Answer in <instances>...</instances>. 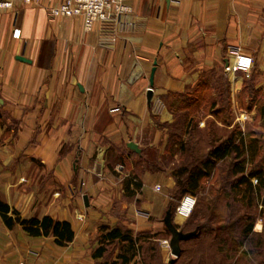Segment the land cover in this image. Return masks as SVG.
I'll use <instances>...</instances> for the list:
<instances>
[{
  "label": "crops",
  "instance_id": "0c3cea01",
  "mask_svg": "<svg viewBox=\"0 0 264 264\" xmlns=\"http://www.w3.org/2000/svg\"><path fill=\"white\" fill-rule=\"evenodd\" d=\"M61 1L0 11V199L75 232L59 246L16 226L17 264H96L91 241L103 224L165 232L170 199L157 185L175 181L150 170L147 152L166 154L174 126L197 142L210 126L264 123V0H125L115 41L98 23L85 31L81 17L51 18ZM237 47L254 58L249 73L226 70ZM130 179L141 187L126 188Z\"/></svg>",
  "mask_w": 264,
  "mask_h": 264
},
{
  "label": "rangeland",
  "instance_id": "374dc122",
  "mask_svg": "<svg viewBox=\"0 0 264 264\" xmlns=\"http://www.w3.org/2000/svg\"><path fill=\"white\" fill-rule=\"evenodd\" d=\"M182 114L179 113L181 118L184 117ZM173 128L185 135L183 140L176 139L168 142L166 154L161 158L156 157V150H149L147 163L152 172L161 170L164 172V177H172L175 181L173 186L166 189L161 187L158 190L165 191L170 199V204L161 218L164 220L167 212L170 211L174 223L180 230L200 232V236L197 239L182 241L181 248L185 253L175 258L170 247L171 234L167 228L165 232L145 235L143 256L139 257L137 262L140 264H170L171 260L175 259L174 264H264V243L262 247L255 246V243L247 244L243 236L244 228L252 224L253 233L261 234L264 238V203L255 196H251L252 201L250 202L248 197L243 196L245 186H234L239 176L233 174V166L237 163L233 157L216 162L210 174L201 179L198 189L194 192L188 191L190 185L187 182V173L182 176L179 183L174 175L183 168L193 170L200 167L210 149L227 139L235 131L237 133L241 131L248 140L256 134L259 140L261 139L260 153L253 162H248L247 167L249 170L258 167L264 169V139L261 138L264 133V123L261 126L258 124L243 127L210 126L211 131L209 132L206 128V131H198L199 140L197 142L188 136L191 131L189 126L179 125ZM236 141L238 142V138ZM187 196L194 199L195 203L188 216H181L178 210ZM216 233L219 239L214 241ZM18 236L17 231H12L6 227L4 222L1 223L0 264L18 263L16 261L17 248L11 246V242ZM166 239L169 245L164 243ZM223 239L229 241L230 248L227 247L229 250L224 254H216V249L223 246L220 241ZM254 239L257 238L254 237ZM94 240L91 241L93 249L97 246Z\"/></svg>",
  "mask_w": 264,
  "mask_h": 264
},
{
  "label": "trees",
  "instance_id": "16d2710c",
  "mask_svg": "<svg viewBox=\"0 0 264 264\" xmlns=\"http://www.w3.org/2000/svg\"><path fill=\"white\" fill-rule=\"evenodd\" d=\"M247 88H249V86ZM191 112L193 111H184L182 114L184 116L183 118H187V114ZM258 112L260 116H264L263 108H260ZM223 113L224 120L229 123L231 111L227 105L225 106ZM174 131L177 140L182 141V133H178L177 129H174ZM191 132L192 131H190V134H192ZM237 138L238 142L236 141ZM260 140L257 135H254L248 140L241 131L239 133L235 131L227 139L210 149L200 167H196L193 170L183 168L180 169V171L175 172L174 175L178 178L179 183L182 176L187 173V182H189L190 185L188 191L194 192L198 189L201 179L210 174L216 162L233 157L237 161L233 166V174L239 176L234 186H245L243 196L248 197L250 202L252 201L251 196H255L257 199H261L264 203V169L258 167L257 169L249 170L247 167L248 162H253L260 153ZM130 183H134L132 179L128 181L126 188L129 189ZM134 184L138 188L141 187L140 183ZM129 194L135 195V190L130 191ZM0 218L10 230H13L16 226L20 225L23 230L32 237H53L55 243L59 246L70 244L75 237V232L69 221L56 220L51 216H44L42 218H24L18 210L10 207L1 199ZM145 235L148 234L136 235L133 230L122 226L113 227L107 224L101 225L99 227L98 235L94 240L97 242V246H95L93 251V258L97 261L96 264H136L137 258L143 256ZM199 236L200 232L196 233L188 240L194 238L197 239ZM243 236L245 241H247V244L253 245L255 243V246L262 247L264 243V238L261 234L253 233L252 224H249L244 228ZM254 237L257 239H254ZM214 238V241L218 240L219 235L216 233ZM220 241L223 243V246L216 249V254H224L230 248L228 240L223 239ZM116 249H118V252L116 258L113 259L111 256ZM184 253L185 251L182 249L180 257L183 256ZM175 262L176 260L173 263L170 262V264H174Z\"/></svg>",
  "mask_w": 264,
  "mask_h": 264
},
{
  "label": "built area",
  "instance_id": "2783aa9c",
  "mask_svg": "<svg viewBox=\"0 0 264 264\" xmlns=\"http://www.w3.org/2000/svg\"><path fill=\"white\" fill-rule=\"evenodd\" d=\"M40 0H0V11L9 10L16 5H35ZM131 7L125 0H62L59 4L48 9L51 18L81 17L85 31H91L96 23L99 24L102 35L108 41H115L118 34L128 24V15ZM232 58L226 66L227 72L249 73L254 67L253 56L244 53L240 47L233 48ZM160 189V186H157ZM188 199V196L182 202ZM195 200L191 201L189 214L194 206ZM181 205V206H182ZM180 212V208L178 210ZM164 243L169 245V241ZM19 264H32L28 261H20Z\"/></svg>",
  "mask_w": 264,
  "mask_h": 264
},
{
  "label": "water",
  "instance_id": "95a60500",
  "mask_svg": "<svg viewBox=\"0 0 264 264\" xmlns=\"http://www.w3.org/2000/svg\"><path fill=\"white\" fill-rule=\"evenodd\" d=\"M20 60L22 61H30L22 56L19 57ZM152 90H149L148 92V100L151 101L152 99ZM129 147L135 150H138V146L135 143H129ZM85 202L88 205L89 204V198L87 195L84 196ZM164 223L168 229V231L171 234V239H170V247L172 250V254L173 256H175V258L179 257L182 253V248H181V242L188 240L189 238H191L192 236H194L196 234L195 231L192 232H183L182 230H180L178 228V226L174 223L171 212L168 211L165 218H164ZM175 261V259L171 260V262L173 263Z\"/></svg>",
  "mask_w": 264,
  "mask_h": 264
},
{
  "label": "bare ground",
  "instance_id": "6f19581e",
  "mask_svg": "<svg viewBox=\"0 0 264 264\" xmlns=\"http://www.w3.org/2000/svg\"><path fill=\"white\" fill-rule=\"evenodd\" d=\"M192 198L188 196V199L183 203V205L180 207V212L179 214L182 216H188L189 215V210L192 206L191 204Z\"/></svg>",
  "mask_w": 264,
  "mask_h": 264
}]
</instances>
